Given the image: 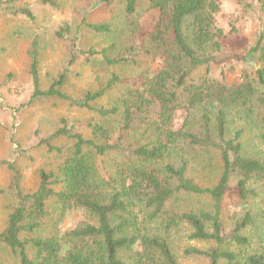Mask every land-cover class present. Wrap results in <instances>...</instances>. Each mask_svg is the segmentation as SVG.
I'll return each mask as SVG.
<instances>
[{"label": "trees", "instance_id": "1", "mask_svg": "<svg viewBox=\"0 0 264 264\" xmlns=\"http://www.w3.org/2000/svg\"><path fill=\"white\" fill-rule=\"evenodd\" d=\"M36 1L51 9L59 4ZM231 1L238 15L225 30L217 19L221 0H98L103 7H121L132 42L118 53H111V47L73 44L70 64L82 58L87 63L101 59L108 66L130 64L139 70L131 80L112 75L100 89L79 98L61 91L65 72L41 88L38 52L32 46L30 102L59 99L107 119L117 115V108L92 104L118 85L133 87L122 100L116 141L111 142L108 129L92 119L81 123L90 134L85 137L62 118L53 133L37 142L34 148L54 155L55 164L37 169L33 191L22 187L17 165L26 152L0 161L9 174L11 199L0 245L19 264H177L169 239L181 228L188 241L205 244L202 249H185V256L204 264H264V249L250 251L244 234L255 222L252 206L246 205L256 198L252 186L264 184V163L243 153V129L227 138L233 112L244 109L246 117H258L264 111V25L241 59L252 71V63L260 65L259 70L245 69L232 83L211 75V66L238 33V22L255 9L264 17V0ZM151 12L156 18L146 31L142 22ZM2 14L33 19L27 0H0ZM82 25L98 35L110 33L107 24L83 20ZM78 35L65 21L54 32L56 39L74 43ZM139 130L146 134L143 144L121 145L127 132ZM198 152L218 157L219 175L211 186H201L190 176ZM110 153L119 158L114 172L106 173L97 161ZM184 196L209 198L211 206L198 212L176 206ZM227 199L240 206L226 212ZM72 214L82 219L63 228Z\"/></svg>", "mask_w": 264, "mask_h": 264}, {"label": "rangeland", "instance_id": "2", "mask_svg": "<svg viewBox=\"0 0 264 264\" xmlns=\"http://www.w3.org/2000/svg\"><path fill=\"white\" fill-rule=\"evenodd\" d=\"M33 19L9 14L0 15V161L13 160L17 151L26 152V157L17 159V165L22 174V187L26 191H33L38 176L37 169H50L55 164V157L43 148L35 149L37 142L49 136L59 127L60 119L64 118L68 126L89 137V132L82 126V122L92 119L108 129L111 142L117 140L118 130L122 121V100L132 88V84L118 85L108 91L92 104L93 108H111L118 110L116 116L101 119L93 111L69 107L59 99L29 101L32 84L29 75V52L35 45L38 52V75L42 89L47 88L56 75L65 72L66 81L61 91L73 98L82 97L87 92L100 89L112 76L130 79L139 68L130 64L108 66L101 59H94L90 63L84 59L70 64L73 44L76 48L111 47V53H118L132 42L131 31L126 25L122 9L118 5L111 7L100 6L98 0H59L58 8L51 9L41 5L36 0H27ZM220 13L217 17L221 27L228 29L233 16L238 15V8L231 0H221ZM252 11V10H251ZM250 12V11H249ZM156 13L151 12L142 22L146 31L153 27ZM95 24H107L110 33L98 35L92 33L82 25V21ZM65 21L71 27V33L79 32L78 41H61L54 37L57 27ZM264 25V17L257 10H253L247 18L236 25L238 33L230 39L228 47L220 54L218 60L211 66L214 78H224L232 83L240 79V74L247 69L250 73L259 70L260 65L252 63L254 71L241 61L245 49L252 41L257 30ZM202 73V72H201ZM232 113V122L228 126L227 138L233 137L235 131L243 129L241 142L243 153L253 155L264 163V111L261 116L246 117L244 109ZM144 130L127 132L121 145H140L145 142ZM115 153H110L97 161L98 168L106 173L114 172ZM219 160L216 154H202L198 152L192 162L190 176L201 186H211L219 175ZM9 174L0 167V231L3 229L9 207L10 196L7 192ZM256 198L246 206H252L255 217L253 226L245 232L250 240V251L264 249V184H255ZM176 206L198 212L209 210L211 201L206 197H180ZM225 211H233L240 206L236 200L227 199L224 202ZM82 217L72 214L62 227L71 228ZM185 228L175 231L170 237V245L177 264H204L197 257L185 256L184 250L189 247L204 248L205 244L188 241ZM0 264H19L18 258L8 248L0 245Z\"/></svg>", "mask_w": 264, "mask_h": 264}]
</instances>
